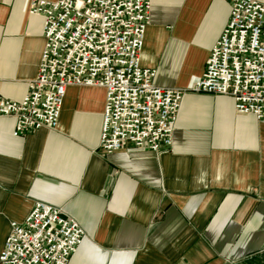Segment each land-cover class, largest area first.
I'll use <instances>...</instances> for the list:
<instances>
[{"label": "crops", "instance_id": "crops-1", "mask_svg": "<svg viewBox=\"0 0 264 264\" xmlns=\"http://www.w3.org/2000/svg\"><path fill=\"white\" fill-rule=\"evenodd\" d=\"M26 2L0 0V94L12 100L45 41ZM229 14L226 0H151L140 65L158 85L186 86ZM104 100L102 86L68 85L57 125L23 135L0 115V250L40 200L85 230L68 264H264V120L228 94L186 91L169 148L106 152Z\"/></svg>", "mask_w": 264, "mask_h": 264}, {"label": "built area", "instance_id": "built-area-1", "mask_svg": "<svg viewBox=\"0 0 264 264\" xmlns=\"http://www.w3.org/2000/svg\"><path fill=\"white\" fill-rule=\"evenodd\" d=\"M226 1L229 19L203 72L177 87L156 84V70L139 62L151 0H27L26 11L43 17L44 46L24 96L0 94V115L14 118L13 135L54 128L68 85L102 86L106 152L169 148L186 91L228 94L236 112L264 120V3ZM84 235L61 207L36 200L22 221L10 222L0 264H68Z\"/></svg>", "mask_w": 264, "mask_h": 264}]
</instances>
